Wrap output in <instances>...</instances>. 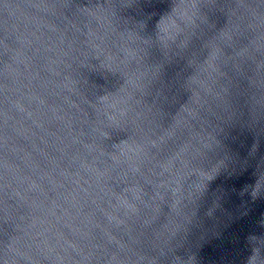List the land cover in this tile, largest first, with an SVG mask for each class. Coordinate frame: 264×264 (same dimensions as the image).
<instances>
[{
	"label": "water",
	"instance_id": "95a60500",
	"mask_svg": "<svg viewBox=\"0 0 264 264\" xmlns=\"http://www.w3.org/2000/svg\"><path fill=\"white\" fill-rule=\"evenodd\" d=\"M179 2L0 0V264H264V0Z\"/></svg>",
	"mask_w": 264,
	"mask_h": 264
},
{
	"label": "clouds",
	"instance_id": "9594fccd",
	"mask_svg": "<svg viewBox=\"0 0 264 264\" xmlns=\"http://www.w3.org/2000/svg\"><path fill=\"white\" fill-rule=\"evenodd\" d=\"M184 0H180L179 4L173 9V12L171 14H167L163 17H161L160 21L157 23V30H158V38L159 40L167 45L169 42H175L178 36L183 32L182 24L184 26H188V21L184 18L186 13H182L181 15H176V9L180 6L181 3H183ZM197 7V3H196ZM168 21L167 30H165L162 25L165 24V22ZM215 55L217 56L219 50H215ZM213 52V53H214ZM101 105L104 104L103 97L100 100ZM104 116L107 117V120L109 123H112V116L108 113H104ZM129 141H125L122 144L128 143ZM121 145V144H120ZM118 154H120V148L118 147ZM141 147V143L137 141L136 148L139 149ZM132 149H130L131 151ZM116 199V204L114 207H118L119 209H122L126 214L129 212L137 213L139 211V207L137 204V201H141L143 199V187L141 185H129L123 193H118ZM113 218L109 214V220L111 221ZM255 237H251L250 240H254ZM252 259L250 260L249 264H252Z\"/></svg>",
	"mask_w": 264,
	"mask_h": 264
}]
</instances>
